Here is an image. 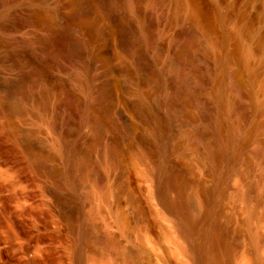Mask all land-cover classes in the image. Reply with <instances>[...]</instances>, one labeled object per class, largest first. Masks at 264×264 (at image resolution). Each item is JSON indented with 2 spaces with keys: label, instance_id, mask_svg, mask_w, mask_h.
<instances>
[{
  "label": "bare ground",
  "instance_id": "6f19581e",
  "mask_svg": "<svg viewBox=\"0 0 264 264\" xmlns=\"http://www.w3.org/2000/svg\"><path fill=\"white\" fill-rule=\"evenodd\" d=\"M0 264H264V0H0Z\"/></svg>",
  "mask_w": 264,
  "mask_h": 264
}]
</instances>
